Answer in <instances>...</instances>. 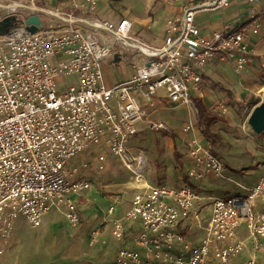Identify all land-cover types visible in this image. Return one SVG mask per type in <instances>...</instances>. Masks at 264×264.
<instances>
[{
	"label": "built area",
	"instance_id": "obj_1",
	"mask_svg": "<svg viewBox=\"0 0 264 264\" xmlns=\"http://www.w3.org/2000/svg\"><path fill=\"white\" fill-rule=\"evenodd\" d=\"M48 1L53 8L44 0H0V20L17 16L25 22L40 15L45 24L36 33L23 24L0 36V255L18 217L37 228L52 209L61 208L67 221L79 226L76 197L91 188L88 171L105 172L111 155L138 190L126 219L139 222L133 246L126 247V241L114 264H237L234 260L245 251L251 258L240 264H264V176L252 187L236 183L244 194L212 198L207 225L198 210L205 197L191 183L209 175L230 180L219 156L197 137L196 103L205 98L208 66L232 63L240 73L250 64L255 50L248 40L262 28L264 0H248L257 6L249 8L246 23L210 36L195 24L196 12L225 9L238 0L189 8L166 22L158 47L134 37L131 21L114 23L100 14L101 0ZM127 53L138 56L136 73L106 86L104 62L117 54L122 60ZM67 76H77V83L59 92L56 80ZM163 88L166 96L159 97ZM163 99L186 109L182 133L192 134L189 166L176 188L150 185L148 157L129 146L141 123L176 133L153 119ZM228 102L221 98L218 110L229 113ZM94 149L103 150L96 166L76 161ZM243 224L249 232L244 240L236 232ZM125 234L124 225L115 221L113 235L124 240ZM97 237L94 232L91 244Z\"/></svg>",
	"mask_w": 264,
	"mask_h": 264
},
{
	"label": "rangeland",
	"instance_id": "obj_2",
	"mask_svg": "<svg viewBox=\"0 0 264 264\" xmlns=\"http://www.w3.org/2000/svg\"><path fill=\"white\" fill-rule=\"evenodd\" d=\"M44 1L45 6L53 8L48 0ZM102 1L103 8L99 13L116 23L123 17L134 20L135 14L142 12L146 15L144 19L152 17V10H157L159 6L172 7L173 11L170 13H176L186 6H197L208 0ZM247 9L249 10L244 0H238L231 5L228 15H233L232 21L235 19L238 21L239 15L241 18L248 19ZM206 12L209 13L201 12L197 17L198 23L205 16L208 17L213 13L221 16L227 11L216 9L215 12ZM142 21L143 19H141V24L135 26L133 36L142 38L153 46L160 43L162 36L158 26L152 30V25L148 28V24L145 25ZM232 21L230 20V23ZM262 40H264L263 37ZM120 54L124 56L126 53L121 52ZM138 61V56L127 53L121 62H104L105 66L108 65L105 70L106 83L113 81L117 84L135 74L134 65ZM221 71L228 73L234 82L233 87L236 82L238 85L240 74H237L233 67ZM257 72L255 73L256 81L264 84V65H261ZM56 83L59 92L66 91L77 83V76L58 78ZM246 88L236 86L235 91L239 99L234 97L229 99L230 112L227 114L219 111L216 106V102L221 98H226L220 91L209 89L210 95L204 100L210 111V117L205 118L202 125L198 122L200 132L197 137L202 138L205 144L219 156L224 164V174L230 179L211 176L203 180L191 181L205 197L202 209H198L204 225H207L211 218L214 197L244 194L246 191L241 190L236 183L252 187L264 176V131L260 134L255 133L250 125V117L255 108L264 106V90L258 93L253 89L248 91ZM160 96H166L164 88L159 91ZM140 101H143L142 98ZM158 108L153 119L163 122L176 133L170 135L163 131L151 130L146 124L141 123L138 125L139 133L130 140L129 146L142 150L148 157L146 176L150 185L180 187L183 183L182 178L186 176V163L189 157L188 140L192 138V134L182 133L183 126L188 119L187 111L164 99L157 101L156 109ZM205 133L211 136L213 141L205 137ZM102 152L103 150L98 149L84 152L76 161L92 162V165L96 166L98 156ZM110 163L118 164L119 162L110 155L108 165ZM118 166L124 172L123 174L114 169L115 172L112 171L109 174L107 171L103 172L101 177L97 173H94L96 177L88 176L91 188L76 197L82 219L79 226L73 227L67 221L64 209L61 208L52 209L43 218L42 225L37 228L32 227L25 218L18 217L13 223L10 240L3 246L4 253L0 255V264H114L120 247L126 241L128 242L126 247L133 246L131 242L137 234L132 231L133 228L139 226V222H129L126 219L131 199L138 190L131 187L129 173L120 165ZM111 208L114 209L112 214H110ZM115 221H120L124 225L126 239L119 240L113 235ZM94 232H98V237L96 242L91 244ZM236 232L238 238L242 240L249 236L245 224ZM200 235L203 237V232H200ZM250 258V253L245 251L234 262L240 264Z\"/></svg>",
	"mask_w": 264,
	"mask_h": 264
},
{
	"label": "crops",
	"instance_id": "obj_3",
	"mask_svg": "<svg viewBox=\"0 0 264 264\" xmlns=\"http://www.w3.org/2000/svg\"><path fill=\"white\" fill-rule=\"evenodd\" d=\"M100 2H101L100 9H101V8H103V1L101 0ZM235 2H237V1H235ZM235 2H232L228 8H225L227 12H224L223 15L217 16V13H213L211 15L209 14L210 16H208V17L205 16L204 17L205 19L203 18L202 21H199L200 23L197 22V17L201 14V12L202 13H209L206 11L215 12L216 10L214 11L211 9L210 10L203 9V10L197 11L195 14V24L201 29L202 34L206 35V36H210V35H212L213 32L221 30L225 26H238V25L246 23L247 20L245 21V19H247V18H245V17L241 18V15H239L240 19L238 21H236L237 19H235V21H232L233 15H228V11L231 8V5H233V3H235ZM244 2L247 4V8H251L253 6L252 4L248 3V0H244ZM200 5H202V4H199L197 6H200ZM197 6H192V5L186 6L183 8V10L181 9V11L176 12V13H170V11H173L172 7L171 8L170 7L169 8H163V6H159L157 10H155V11L152 10V17H147L144 19V16H146V15H144V12H142V13H138V15L135 14L136 17L134 20L128 19L125 17L120 18L119 20L126 19V20L131 21L134 25V28H135V26H137V24H141V19H143L142 23H144L145 25L148 24V26H149L148 28H150L151 27L150 25H152V30L156 26H158L159 33H161V36H162V41L160 43L154 45V47H158L164 43L166 22L170 18L178 16L179 14L183 13L185 10H187L189 8L197 7ZM256 6H257V4H256ZM256 6H254V7H256ZM262 9H263V7H262ZM217 10H219V9H217ZM261 17H262L261 19H262V28L263 29L259 30L257 33H253L248 40L249 45L252 47V49L255 50V53L251 56L250 64L247 66V68L244 70V72L242 71V73L241 72L237 73V74H240L239 80H238V85L236 82V85L233 87L234 82L232 81L231 77L228 75L227 72L221 71L223 69L227 70L228 67H233L232 63H218V65H217V63H215V65L212 64V65L208 66L203 71L204 82L202 85V89H203V92L205 94L204 100H206L207 97H209V95H210L208 92L209 89H214V90L218 91L217 89L213 88V86L215 84H219L224 89L230 91L232 93V98L234 97L236 99H239L237 96V93L235 91L236 86H242V89L247 87L246 89L248 91L253 89L255 92H258V93H260L261 91L264 90V84L257 82L256 76H255V73L257 71L259 72L260 66L264 65V40H262V37L264 38V14ZM230 20L232 21V23H230ZM243 21H245V22H243ZM204 22H206V23H204ZM134 28H133V31H134ZM260 31H261V35H260L261 37L259 36ZM139 39L145 43L150 44L149 42L145 41L142 38H139ZM150 45H152V44H150ZM121 61L122 60L119 57L118 61H116V59H114L113 62L118 63ZM107 66H105V64L103 66L105 84H106V86L111 87L112 85H115V83L113 81H111L109 84L106 83L107 73L105 70H106V68H108ZM133 75H131L129 78H131ZM129 78H127V79H129ZM127 79H125V80H127ZM226 98L229 100V98L227 96H226ZM204 100H202V103L207 107L206 101H204ZM229 102H230V100H229ZM199 132H200V129H199ZM186 164H187V168H188L189 160H188V163H186ZM118 165L119 164H117V163H115V164L110 163L106 169L107 174L111 173L112 171L115 172L114 169H116L118 172H121V174H123L124 172L122 171L121 168H119ZM94 173H97L98 176H100V177L103 175L102 173L97 172L94 167H92L88 171V176L89 177H91V176L96 177L94 175ZM88 176H87V179H88ZM211 176L212 175H209L207 178H210Z\"/></svg>",
	"mask_w": 264,
	"mask_h": 264
},
{
	"label": "water",
	"instance_id": "obj_4",
	"mask_svg": "<svg viewBox=\"0 0 264 264\" xmlns=\"http://www.w3.org/2000/svg\"><path fill=\"white\" fill-rule=\"evenodd\" d=\"M23 24L27 26L30 33H36L40 28L45 26L44 20L40 15L30 16L25 22L22 18H18L17 16H8L0 20V36L7 35L12 28ZM115 59L118 61V54ZM250 125L255 133L260 134L264 131V106L255 108L250 117Z\"/></svg>",
	"mask_w": 264,
	"mask_h": 264
},
{
	"label": "trees",
	"instance_id": "obj_5",
	"mask_svg": "<svg viewBox=\"0 0 264 264\" xmlns=\"http://www.w3.org/2000/svg\"><path fill=\"white\" fill-rule=\"evenodd\" d=\"M213 88L217 89L218 91H220L221 93L226 95L229 99L232 98V93L230 91L224 89L223 87H221L219 84H215L213 86ZM196 104H197V108H198V122H200L202 125L205 118L210 117V111L201 101H197ZM205 137H207L210 141H213L211 136H208L206 133H205Z\"/></svg>",
	"mask_w": 264,
	"mask_h": 264
}]
</instances>
